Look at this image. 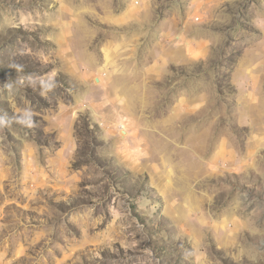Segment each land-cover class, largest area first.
<instances>
[{
	"label": "rangeland",
	"instance_id": "obj_1",
	"mask_svg": "<svg viewBox=\"0 0 264 264\" xmlns=\"http://www.w3.org/2000/svg\"><path fill=\"white\" fill-rule=\"evenodd\" d=\"M0 264H264V0H0Z\"/></svg>",
	"mask_w": 264,
	"mask_h": 264
}]
</instances>
